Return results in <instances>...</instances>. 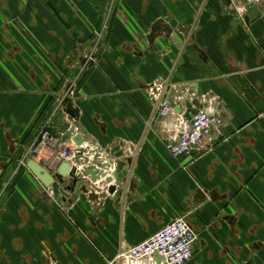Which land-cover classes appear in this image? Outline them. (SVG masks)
Wrapping results in <instances>:
<instances>
[{"label": "crops", "instance_id": "crops-1", "mask_svg": "<svg viewBox=\"0 0 264 264\" xmlns=\"http://www.w3.org/2000/svg\"><path fill=\"white\" fill-rule=\"evenodd\" d=\"M206 108L221 124L173 158L176 115ZM71 111L124 162L116 196L58 200L26 167L56 172ZM263 112L264 0H0V264H111L179 217L186 264H264Z\"/></svg>", "mask_w": 264, "mask_h": 264}, {"label": "built area", "instance_id": "built-area-1", "mask_svg": "<svg viewBox=\"0 0 264 264\" xmlns=\"http://www.w3.org/2000/svg\"><path fill=\"white\" fill-rule=\"evenodd\" d=\"M161 88L160 85L153 87L156 91ZM177 99H184L183 92L178 94ZM160 112L163 116L175 114L171 102L166 101L163 102ZM260 118L264 121V112ZM220 124L221 119L210 108L197 110L189 117L177 114L173 127L165 137V148L173 158L189 154L201 148L212 127ZM49 138L50 131L48 126H45L39 136V146L46 147ZM195 241L196 233L185 218L179 217L162 226L145 240L120 252L111 264H186L192 257ZM156 256L159 257L158 261Z\"/></svg>", "mask_w": 264, "mask_h": 264}, {"label": "water", "instance_id": "water-1", "mask_svg": "<svg viewBox=\"0 0 264 264\" xmlns=\"http://www.w3.org/2000/svg\"><path fill=\"white\" fill-rule=\"evenodd\" d=\"M69 115L72 118L70 124L67 128H62L61 133L75 146L72 149L67 147L63 150L64 160L56 172L52 173L34 159H29L26 167L44 187L51 190L52 195L58 200L68 198L77 182L87 179L90 186L98 191L99 196H104L106 192L116 196V185L120 184L124 175L122 170L124 162L118 161L113 164L102 161L101 157L104 155L101 148L81 135V126L75 111L69 112ZM91 161L94 163L91 164ZM109 169L111 172L107 175ZM102 184L108 185L103 192L100 189Z\"/></svg>", "mask_w": 264, "mask_h": 264}, {"label": "rangeland", "instance_id": "rangeland-1", "mask_svg": "<svg viewBox=\"0 0 264 264\" xmlns=\"http://www.w3.org/2000/svg\"><path fill=\"white\" fill-rule=\"evenodd\" d=\"M65 91H67V89Z\"/></svg>", "mask_w": 264, "mask_h": 264}]
</instances>
